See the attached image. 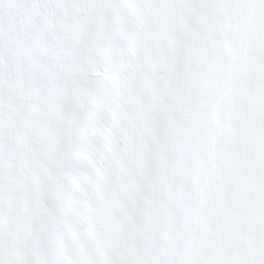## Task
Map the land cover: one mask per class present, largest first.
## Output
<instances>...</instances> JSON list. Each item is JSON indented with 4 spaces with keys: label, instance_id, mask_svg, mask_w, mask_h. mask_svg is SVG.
<instances>
[{
    "label": "snow or ice",
    "instance_id": "snow-or-ice-1",
    "mask_svg": "<svg viewBox=\"0 0 264 264\" xmlns=\"http://www.w3.org/2000/svg\"><path fill=\"white\" fill-rule=\"evenodd\" d=\"M0 264H264V0H0Z\"/></svg>",
    "mask_w": 264,
    "mask_h": 264
}]
</instances>
